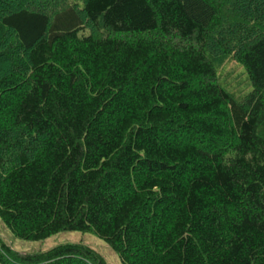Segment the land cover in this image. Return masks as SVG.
Wrapping results in <instances>:
<instances>
[{"label":"trees","instance_id":"obj_1","mask_svg":"<svg viewBox=\"0 0 264 264\" xmlns=\"http://www.w3.org/2000/svg\"><path fill=\"white\" fill-rule=\"evenodd\" d=\"M0 222L119 264H264V0H0ZM0 264L106 262L0 238Z\"/></svg>","mask_w":264,"mask_h":264},{"label":"rangeland","instance_id":"obj_2","mask_svg":"<svg viewBox=\"0 0 264 264\" xmlns=\"http://www.w3.org/2000/svg\"><path fill=\"white\" fill-rule=\"evenodd\" d=\"M222 74L223 76H227V78L241 76V70L237 67V65H235V63L228 62L223 66ZM0 238L13 251L20 255L47 252L65 244L80 243L96 252L103 258L106 264H119L118 258L113 250L91 234L60 233L42 242H23L14 239L6 227L0 222Z\"/></svg>","mask_w":264,"mask_h":264}]
</instances>
